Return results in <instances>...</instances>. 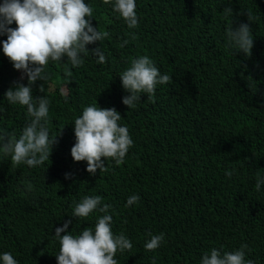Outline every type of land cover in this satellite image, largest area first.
Masks as SVG:
<instances>
[{
	"label": "trees",
	"instance_id": "trees-1",
	"mask_svg": "<svg viewBox=\"0 0 264 264\" xmlns=\"http://www.w3.org/2000/svg\"><path fill=\"white\" fill-rule=\"evenodd\" d=\"M85 2L93 9V26L108 33L86 47L100 46L106 61L98 64L89 55L75 68L49 62V79L33 84V96L49 99L47 126L57 135L49 160L35 168L0 155V222L6 229L0 226V252H10L18 264H57L55 227L68 219L72 234L93 227L102 213L84 220L70 214L73 202L99 195L111 205L112 231L132 242L131 250L116 253L117 264H199L212 247L232 251L241 244L248 246L246 259L264 264V186L255 190V178L264 174V0H136L133 29L101 0ZM226 6L232 16L224 14ZM245 10L254 18L249 57L232 54L224 40L232 21L234 27L247 22ZM141 55L170 81L150 98L141 93L128 109L118 73ZM19 75L0 52L6 110L0 129L13 140L25 110L2 100ZM62 85L67 100L59 93ZM95 103L121 114L133 145L120 165L109 159L105 170L90 175L85 162L70 155L71 122ZM65 172L74 176L65 179ZM132 194L139 200L126 207ZM161 232L162 245L145 250L148 234Z\"/></svg>",
	"mask_w": 264,
	"mask_h": 264
},
{
	"label": "clouds",
	"instance_id": "clouds-1",
	"mask_svg": "<svg viewBox=\"0 0 264 264\" xmlns=\"http://www.w3.org/2000/svg\"><path fill=\"white\" fill-rule=\"evenodd\" d=\"M101 3L122 18L129 29L137 26L136 0H101ZM223 10L226 16L233 15L231 7L226 6ZM92 12L85 0H0V37H6L0 39V52L20 74L19 80L13 81L5 90L2 101L23 107L26 116L18 138L13 140L0 129V155L9 156L12 164L35 168L49 160L57 135H50L47 126L49 99L44 95L33 96L32 88L37 81L49 79L46 71L49 62L66 61L75 68L83 64L84 57L91 55L98 64L105 63L106 57L100 46L86 47L108 36L107 32L93 26ZM243 14L247 22H239L234 27L232 21L225 29L224 40L232 54L249 57L253 47L254 18L247 10ZM127 43L124 40L121 47ZM118 74L121 88L127 93L121 102L128 109L140 101L141 93L150 98L158 85L170 81L169 75L161 74L147 55L133 58L130 66ZM25 79L26 83L21 82ZM38 90L43 93L41 83ZM59 93L67 100V85H62ZM5 111L0 103V114ZM120 120L121 114L114 107H100L95 103L84 107L71 122L75 141L70 155L74 162H85V170L90 175H95L98 169L100 172L105 170V161L109 159L120 165L132 147L127 126L119 123ZM233 172L225 171V175L231 177ZM73 176L71 172L64 173L65 179ZM262 186L264 174L255 178V190L262 191ZM138 200L139 196L132 194L127 197L125 206H132ZM110 207L102 204L99 195H85L73 202L70 217L84 220L93 211L102 215L96 218L93 227L85 226L78 234L68 230L71 219L55 227L53 236L59 242V251L55 254L57 264H117L116 253L131 250L130 239L122 232L112 231ZM148 235L143 244L145 250L154 251L162 245L164 233ZM247 250V244L232 251L212 247L201 254L199 264H254L245 258ZM0 264H18V260L4 251L0 252Z\"/></svg>",
	"mask_w": 264,
	"mask_h": 264
}]
</instances>
